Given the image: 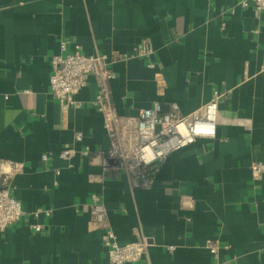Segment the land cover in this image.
Here are the masks:
<instances>
[{
    "label": "crops",
    "instance_id": "1",
    "mask_svg": "<svg viewBox=\"0 0 264 264\" xmlns=\"http://www.w3.org/2000/svg\"><path fill=\"white\" fill-rule=\"evenodd\" d=\"M143 39L144 57L134 54ZM63 40L109 56L119 116L155 102L188 114L220 91L216 134L172 151L149 186H133L100 161L111 145L101 112L61 105L49 90ZM263 62L264 9L241 0H0V163L23 165L0 174L23 211L0 231V264H111L92 195L119 244L148 237L146 255L127 264H210L209 241L231 264H264V172L252 169L264 162ZM96 92L90 77L74 97ZM76 131L82 140L62 158Z\"/></svg>",
    "mask_w": 264,
    "mask_h": 264
},
{
    "label": "built area",
    "instance_id": "2",
    "mask_svg": "<svg viewBox=\"0 0 264 264\" xmlns=\"http://www.w3.org/2000/svg\"><path fill=\"white\" fill-rule=\"evenodd\" d=\"M241 5L263 10L264 0H241ZM67 43V40H63L61 52L52 55L49 90L61 105L78 108L90 103L101 112L111 145L100 161L104 167L123 169L133 186H149L159 163L172 151L198 137H212L216 134L219 100L222 96L220 91L214 90L210 99L200 109L188 114H181L175 103L164 112L161 103L155 102L151 106L140 108L133 115L119 116L111 104L109 95V84L117 75L109 65V56L85 52L77 43L67 49ZM151 51L148 40L143 39L138 42L134 54L144 57ZM90 77L97 86L94 98L89 101L75 98L74 95L89 82ZM82 138V132L76 131L73 141L64 144L60 156L68 158L74 154V142ZM83 153L89 154L90 150L84 148ZM252 169L254 174L260 177L264 172V162H255ZM22 170L21 163H0V174L5 178ZM12 191L9 183L0 184V231L16 224L23 213L21 202ZM90 205L94 225L106 227L104 243L111 264L138 262L146 255L150 243L148 237L140 235L135 240L119 244L107 225L106 209L98 195H92ZM34 227L39 230L38 225ZM206 246L212 255L210 264H231L227 258L220 257L217 241H209Z\"/></svg>",
    "mask_w": 264,
    "mask_h": 264
}]
</instances>
